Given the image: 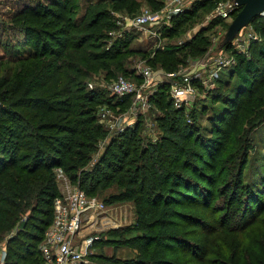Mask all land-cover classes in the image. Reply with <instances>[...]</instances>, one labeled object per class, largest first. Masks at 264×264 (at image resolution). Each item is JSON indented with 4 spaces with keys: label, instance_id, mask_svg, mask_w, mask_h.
<instances>
[{
    "label": "trees",
    "instance_id": "trees-1",
    "mask_svg": "<svg viewBox=\"0 0 264 264\" xmlns=\"http://www.w3.org/2000/svg\"><path fill=\"white\" fill-rule=\"evenodd\" d=\"M28 1H14L5 23L6 29L24 38L13 53L0 56L4 264H44L39 247L60 195L57 167L72 181L79 179L81 189L91 197L99 199L100 193L115 188L118 193L112 200L135 204L136 221L130 230L135 235L112 234L120 235L138 254L124 260L116 250L106 255L104 249L119 241L98 239L93 247L101 250L93 257L101 264H264V162L252 187L244 179L249 135L264 121V16L251 21L263 38L252 58H240L228 69L234 73L224 82L228 92L219 91L220 86L212 93L213 102L217 97L223 108L213 115L210 137L203 136L196 123L183 120L184 113L174 109L165 85L152 98L159 107L156 119L164 136L157 143H144L140 117L134 127L112 135L89 166L108 133L97 120V108L111 106L115 98L89 89L88 79L93 73L113 79L119 73L130 75L129 59L147 56L124 38L105 47L112 11L133 13V7L138 9L144 2L158 8L161 1L98 0L84 12L79 10L81 0ZM218 1L196 3L177 17V24L193 17L200 7L212 10ZM178 25L172 34L178 32ZM207 32L183 46L170 44L156 50L151 64L170 71L190 57L202 56L211 43ZM20 44L29 47L27 55L18 50ZM241 69L247 74L237 77ZM119 101L122 106L129 104L128 99ZM217 194L226 201L213 204ZM229 202L237 204L235 211L227 210ZM230 219L233 222L226 225Z\"/></svg>",
    "mask_w": 264,
    "mask_h": 264
},
{
    "label": "built area",
    "instance_id": "built-area-1",
    "mask_svg": "<svg viewBox=\"0 0 264 264\" xmlns=\"http://www.w3.org/2000/svg\"><path fill=\"white\" fill-rule=\"evenodd\" d=\"M160 1L161 5L158 8L143 6L138 14L122 17L127 28L118 37H128V33L133 31L146 37L142 40L153 43L154 52L158 49H165L166 43L163 40L167 39L168 33L173 30L177 17L193 10L196 3L204 0ZM239 11L240 6L237 0H221L212 8L206 22L217 19L228 20ZM260 15L264 16V10ZM250 24L251 22L241 31ZM241 31L232 40L224 43L214 38L210 49L214 52L213 56L211 57L210 52L207 51L202 57L190 60L186 68L180 67L169 71L163 68L155 69L139 62L134 67L136 78L140 79L139 82L118 75L106 86L110 94L116 97L117 102L118 100L126 102L128 99V107L123 112L121 110L113 112L108 108L110 106L103 107L98 112L99 121L105 122L103 125L108 130L110 126L118 124L117 132L134 127L137 120L145 117L154 107L152 98L165 85L170 87L169 97L174 106L189 108L200 85L205 89L214 88L222 76V70L237 65L235 52L244 47L242 43L245 40L241 38ZM192 39L193 36L181 38L177 41V46H183L187 44V40L190 42ZM225 47H228L226 52L223 50ZM151 128L152 125L148 123L145 128L146 134ZM114 134L116 133L113 131L112 135ZM112 135L104 141V148ZM98 157L99 154L95 157V162ZM55 174L60 195L54 201L53 222L46 230L44 241L39 247L44 264H87L86 258L94 242L98 240L92 232L106 209L105 204L100 199L84 192L79 183L73 184L62 168H57ZM60 181L65 182L62 186L64 189L60 188ZM5 257L6 254L2 253L0 264L5 263Z\"/></svg>",
    "mask_w": 264,
    "mask_h": 264
},
{
    "label": "rangeland",
    "instance_id": "rangeland-1",
    "mask_svg": "<svg viewBox=\"0 0 264 264\" xmlns=\"http://www.w3.org/2000/svg\"><path fill=\"white\" fill-rule=\"evenodd\" d=\"M14 1L16 0H0V22H2V26L0 28L1 30L5 28V25H6L5 23H8L9 14L13 11ZM97 1L98 0H81V7L79 8V10L81 12H84V10H86V7H88L89 4H92L93 2H97ZM28 2H29L28 0H25V3H28ZM143 6L151 7L150 5L144 2L140 5V7H138V9L133 7L132 9L133 13L127 12L125 10L124 11L113 10L112 11L113 26L107 31L108 33L104 39V45L106 48H109L113 46L115 42L119 41L120 39L122 38L127 39L130 41L129 46L131 48L135 49L137 52L146 51L147 53L146 57H142L141 54L132 56L129 59L131 60L130 64L133 65V67H135L137 63L139 64V62H143L144 64L148 66H152L153 68L157 69L159 68V66L155 67L154 65L151 64L152 59L155 58L153 54L155 50V46L150 41L147 42V41L142 40L143 38H146V37H142L143 35L136 34V32H133V31L128 33L129 34L128 37L127 36L118 37L127 28V25L124 23V21L121 18L125 16L128 17L130 15L132 16V15L138 14ZM210 12H211V9L208 10V8L206 7H200L196 11V14L193 17L184 18L183 20H181L179 25L177 24V21H178L177 20L174 24V28H177V25H178V32L175 34H172L171 32L168 33L167 39L163 40V42L166 43V46L170 44L177 45V41L180 40L181 38H185L186 36H193L194 38L197 34L205 30V31H208L207 34H209L210 36L209 38L211 39V43L208 48V51L210 52V56L212 57L214 52L213 50H210V49H211L214 38L220 39L221 41H223V43L225 41L227 42L226 35L228 32V29L230 25L232 24L234 18L237 16L239 12H237L232 18L228 20L217 19L220 21L217 22V20H213L212 22L208 23L206 22V18ZM241 32H242L241 38L245 40L242 43L244 44V47L240 49L239 51L237 50L235 52V58H236L237 65H238L240 58H245L247 60L251 59L253 56V50L263 40L261 34L257 31L254 24L252 23L249 25V27H246ZM23 38L24 36L21 33H19L18 31L12 30V29L10 30V29L5 28V30L0 31V40H1L0 43H2V45H0V56L13 53L15 51L17 44L21 42ZM188 40H187V43H189ZM18 50H20V52L23 55H27V53L30 51L28 46H25L22 44L18 46ZM223 50L226 52L228 50V47L223 48ZM217 54L218 53H216V55ZM202 56H198L194 58L190 57L187 59L186 63L178 64L176 69L180 67L186 68L188 66V63H190L189 62L190 60L192 59L194 60ZM133 67L132 66L130 67L132 71L130 75L124 76L123 73H119V76H122L123 74L124 77H127L130 80H133V81L135 80L136 82H139L140 79L136 78L135 69ZM229 68H232V67H229ZM229 68L222 70V76L224 75L226 77L224 78L223 83L218 82L214 88L205 89V88H202V85H200L199 83L200 86L197 88V94L193 96L191 100L192 104L189 108H184V107L177 108L173 104V107L175 110L182 111L184 113L183 120L191 124L196 123L197 126L199 127L200 133L205 137H210L212 134L211 132H212L213 115L222 112L223 107L221 105H223V102H218L217 97H215L214 99L216 101L213 102V99L211 98V96H212V93H214V91H216L217 89L219 90L220 86L221 88L219 91L228 92V88L227 86L225 87L224 82L228 81L230 77L234 76L233 75L234 73L228 70ZM170 71H174V70H170ZM240 74L246 75L247 73L244 69H241L239 73L237 74V77ZM91 78L92 79H88L87 81V86L89 89H97V90L99 89L100 95H103L104 97L109 96L110 98L113 97L110 94L106 86V84L112 81L113 78H105L103 75H99V74L97 75V73H93ZM230 84H231L230 86H232L234 84L233 81ZM166 90L169 94L170 87L167 86ZM117 104L118 102L116 101V97H115V100L112 101L111 106L110 104H105L102 106L100 105V107L98 106L97 120L100 124L105 123V122L101 123L98 117V112L103 107L105 108V107L110 106L108 108L112 109L113 112L117 110H121L122 112L126 111V108L128 107V105L122 106V105H117ZM157 114H160L159 107L154 106L152 109L149 110V112L147 113L145 117H141L144 122L143 131H142V137H143L144 143H148V142L157 143L161 139V137L164 136V130L159 126V122L156 119V117L158 116ZM171 116L175 118V115L172 114ZM179 119H180V116H179ZM148 123L152 125V128L149 131V133L146 134L145 128H147ZM117 126L119 127L118 124H115L113 127L110 126L109 130L105 126V128L108 130L107 138L108 136L112 135L113 131L116 134H120L127 130V129H124L121 132H117L116 131ZM249 138L251 142V151L248 156V163L245 168L244 179H245L246 184L252 187L253 182L257 178L256 170L264 162V121L262 123H259L257 126L252 127V131L249 135ZM105 140L106 138L99 143V148L93 154L94 158L91 161L89 166H92V164H94L95 162V157L98 156V154L101 155L100 153L104 151V141ZM57 168H62V167H57ZM57 168L55 169V171L57 170ZM66 176L67 178H69V180L73 184H78L80 182L79 179L77 180L78 182L72 181V179L68 176V174H66ZM63 183L65 182L63 181L59 182L60 188L62 189H64V187H62ZM117 193L118 191L115 188L114 189L111 188L98 195L99 199L104 202L106 209L104 213L102 214V216L100 217V219L98 220V223L95 226V229L92 232V234L93 236L98 237V239L110 238V239L118 240L119 242L112 243L110 246H108V248H105L104 253L106 255H113V250H116L118 251L117 256L121 257L122 260H124L125 258H129L136 253L138 254V252L136 249L126 246L125 241H121L120 235H114L112 233H114L113 231L115 232H120V231L125 232L126 231L125 235H127L128 238L135 235L130 230L134 226L135 221H136V208H135L134 202L129 201V200H125V201L112 200L111 197L114 194L116 195ZM225 201L226 200H224V198H221L217 194L214 198L213 204L217 202L224 203ZM236 206L237 204L235 202L234 203L229 202V204L226 205V208L227 210H231V212H233L236 210ZM227 214L228 213H225V215H223V218L221 219L222 222H224V218L227 216ZM233 220L234 219L228 220L226 222V225H230L233 222ZM244 224L245 223H243V225ZM122 237L125 238V236H122ZM4 242H1L2 246L0 248L4 246ZM100 250L101 249L99 247H93L90 250L86 258L87 264H101L100 260L93 257L94 254H98ZM2 253H3V250H0V258H1Z\"/></svg>",
    "mask_w": 264,
    "mask_h": 264
},
{
    "label": "water",
    "instance_id": "water-1",
    "mask_svg": "<svg viewBox=\"0 0 264 264\" xmlns=\"http://www.w3.org/2000/svg\"><path fill=\"white\" fill-rule=\"evenodd\" d=\"M237 3L240 11L228 29L226 35L228 41L232 40L242 28L264 10V0H237Z\"/></svg>",
    "mask_w": 264,
    "mask_h": 264
}]
</instances>
